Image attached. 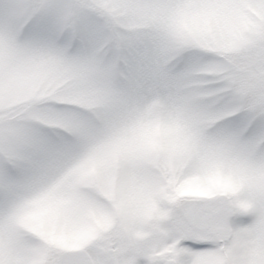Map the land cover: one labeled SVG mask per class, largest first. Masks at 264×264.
<instances>
[{"label": "snow or ice", "instance_id": "obj_1", "mask_svg": "<svg viewBox=\"0 0 264 264\" xmlns=\"http://www.w3.org/2000/svg\"><path fill=\"white\" fill-rule=\"evenodd\" d=\"M0 264H264V0H0Z\"/></svg>", "mask_w": 264, "mask_h": 264}]
</instances>
